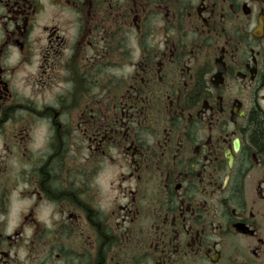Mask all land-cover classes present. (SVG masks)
Wrapping results in <instances>:
<instances>
[{
	"label": "flooded vegetation",
	"instance_id": "flooded-vegetation-1",
	"mask_svg": "<svg viewBox=\"0 0 264 264\" xmlns=\"http://www.w3.org/2000/svg\"><path fill=\"white\" fill-rule=\"evenodd\" d=\"M0 264H264V0H0Z\"/></svg>",
	"mask_w": 264,
	"mask_h": 264
}]
</instances>
